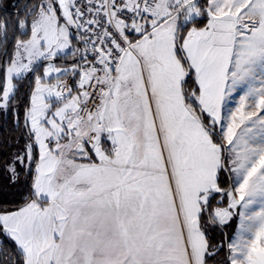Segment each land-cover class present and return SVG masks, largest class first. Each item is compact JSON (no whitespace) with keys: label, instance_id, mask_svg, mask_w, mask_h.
<instances>
[{"label":"snow or ice","instance_id":"snow-or-ice-1","mask_svg":"<svg viewBox=\"0 0 264 264\" xmlns=\"http://www.w3.org/2000/svg\"><path fill=\"white\" fill-rule=\"evenodd\" d=\"M13 8L0 264H264V0Z\"/></svg>","mask_w":264,"mask_h":264},{"label":"trees","instance_id":"trees-1","mask_svg":"<svg viewBox=\"0 0 264 264\" xmlns=\"http://www.w3.org/2000/svg\"><path fill=\"white\" fill-rule=\"evenodd\" d=\"M22 0H0V17L10 14L15 11L13 4H19ZM2 123V121H0ZM7 128L11 127V122L6 125ZM10 133L5 131L4 127H0V141H3ZM0 149H3L2 143H0ZM5 155V151H0V162H2ZM19 184H11L9 178L0 167V207L11 206L14 200H19L20 197Z\"/></svg>","mask_w":264,"mask_h":264}]
</instances>
